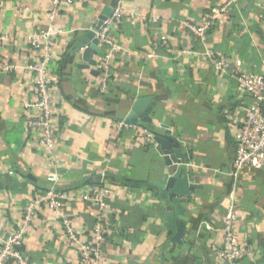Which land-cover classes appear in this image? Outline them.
<instances>
[{
  "label": "crops",
  "instance_id": "0c3cea01",
  "mask_svg": "<svg viewBox=\"0 0 264 264\" xmlns=\"http://www.w3.org/2000/svg\"><path fill=\"white\" fill-rule=\"evenodd\" d=\"M118 3L123 15L110 32L116 47L111 87L101 94V52L95 66L82 69V51L76 53L75 44L105 7ZM52 8L53 0H0V37H7L0 59L16 67L0 72V234L20 225L26 205L50 188L49 177L56 173L68 195L84 186L112 190L101 264H219L213 248L224 241L222 218L231 203L238 214L234 230L253 248L237 264H264V165L246 168L237 179L231 175V122L243 119L253 99L213 64L222 54L233 71L261 72L264 34L255 1L65 0L51 21ZM205 19L212 26L200 40L189 26ZM51 27L60 31L53 46L57 164L41 146V133L27 125L25 103L37 96L32 75L23 69L33 57L28 37ZM142 97L154 98V132L172 131L190 159L185 170L202 186L186 205L190 221L183 246L171 244L164 202L149 187L170 168L156 143L142 139L148 128L121 127L119 121ZM65 210L81 232L85 227L91 232L99 216L97 206L83 202ZM24 251L31 264L80 262L61 219L49 210L39 213Z\"/></svg>",
  "mask_w": 264,
  "mask_h": 264
},
{
  "label": "built area",
  "instance_id": "2783aa9c",
  "mask_svg": "<svg viewBox=\"0 0 264 264\" xmlns=\"http://www.w3.org/2000/svg\"><path fill=\"white\" fill-rule=\"evenodd\" d=\"M65 0H53L50 20L63 7ZM71 1V0H69ZM260 9V24L264 34V0H254ZM123 15L121 3H118L111 17H109L96 31V39L101 52L98 66L101 72L99 90L106 94L111 80V62L115 54V45L110 37L112 28L118 24ZM212 22L205 19L202 25L189 26L190 32L200 40H204L211 29ZM60 31L51 27L47 31L33 33L28 37L33 57L28 59L23 69L32 75L37 99L25 103L27 125L30 129L41 133L40 144L57 164L56 151V116L58 77L54 74L53 46ZM7 37H0V44ZM213 64L220 76L231 77L240 93L250 96L253 101L248 106L245 116L241 120L232 119L233 139L235 144L233 171L231 175L237 179L240 172L249 167H261L264 165V59L260 73L245 71H233L231 62L225 55L213 57ZM15 66L0 60V72L12 73ZM130 125L121 122V127ZM145 142L152 143L154 134L149 129H144L141 134ZM52 185L47 191L36 194L24 208L20 225L7 234H0V264H31L24 251V242L29 235L33 224L40 212L49 210L61 219L65 235L69 244L76 248L79 264H101L103 260V244L109 230L110 206L109 198L112 190L109 187L84 186L68 195L59 188L57 182L59 176L54 173L49 177ZM234 199V194H233ZM73 202H83L97 206L99 216L88 233L74 226V221L66 213V206ZM238 214L234 203L228 206V212L222 218V227L225 238L222 244L215 245L213 254L219 264H237L244 257L252 254L253 248L239 240L234 226ZM211 229V227H209Z\"/></svg>",
  "mask_w": 264,
  "mask_h": 264
},
{
  "label": "water",
  "instance_id": "95a60500",
  "mask_svg": "<svg viewBox=\"0 0 264 264\" xmlns=\"http://www.w3.org/2000/svg\"><path fill=\"white\" fill-rule=\"evenodd\" d=\"M113 12L114 8L105 7L92 30L76 42V53L82 51L84 61V64L80 66L82 69H89L90 66L97 64L94 57L99 55L100 48L96 39V31L112 16ZM153 100V97L137 98L128 114L124 118H119V121L155 131ZM154 142L156 143L157 152L163 156L170 172L165 175L162 181H156L149 187L155 190L158 198L164 202L165 228L172 233L171 244L183 246L190 221L187 216L186 205L192 198L194 191L201 189L202 186L198 179H192L191 171L185 170V166L189 165L190 159L185 156L182 144L173 136L172 131L166 130L164 134L155 133Z\"/></svg>",
  "mask_w": 264,
  "mask_h": 264
},
{
  "label": "trees",
  "instance_id": "16d2710c",
  "mask_svg": "<svg viewBox=\"0 0 264 264\" xmlns=\"http://www.w3.org/2000/svg\"><path fill=\"white\" fill-rule=\"evenodd\" d=\"M1 60V59H0ZM110 87H111V85L109 84V89H108V92H110ZM153 133H155L153 130H151ZM123 183L125 184V185H128V186H137V187H142V185H139V184H135V183H133V182H130V181H126V180H124L123 181ZM48 189H45L44 191H47ZM61 190H63V189H61ZM157 197H158V194H157ZM96 222V221H95ZM95 222H94V224H95ZM94 224L92 225V226H94ZM106 237H107V235H106Z\"/></svg>",
  "mask_w": 264,
  "mask_h": 264
}]
</instances>
